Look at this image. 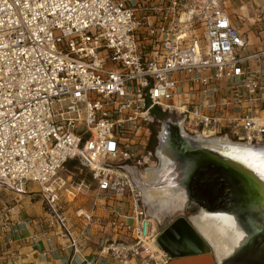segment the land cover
Instances as JSON below:
<instances>
[{
    "label": "built area",
    "instance_id": "built-area-1",
    "mask_svg": "<svg viewBox=\"0 0 264 264\" xmlns=\"http://www.w3.org/2000/svg\"><path fill=\"white\" fill-rule=\"evenodd\" d=\"M162 124L264 148V48L249 50L226 0H0V197L36 185L46 209L0 205V264L30 223L29 244L61 240L65 264H170L131 171ZM76 160L92 180L74 225L60 171Z\"/></svg>",
    "mask_w": 264,
    "mask_h": 264
},
{
    "label": "bare ground",
    "instance_id": "bare-ground-1",
    "mask_svg": "<svg viewBox=\"0 0 264 264\" xmlns=\"http://www.w3.org/2000/svg\"><path fill=\"white\" fill-rule=\"evenodd\" d=\"M164 128L166 131H162L161 143L156 150L160 160H153L143 172L138 173L144 199L152 214L160 220L167 214L193 207L190 189L186 184L187 175L190 174L191 164L193 167L200 166L207 161L199 159L196 152L194 157L183 152L170 140L166 126ZM184 139L187 141V148H206L234 162L255 166L258 175L264 178V148L256 150L233 142L226 136H210L206 133H185ZM195 216L213 221H204L200 217L193 221ZM190 220L212 246L216 264H225L244 255L264 236L261 223L251 221L239 213H224L198 207L191 213Z\"/></svg>",
    "mask_w": 264,
    "mask_h": 264
},
{
    "label": "water",
    "instance_id": "water-1",
    "mask_svg": "<svg viewBox=\"0 0 264 264\" xmlns=\"http://www.w3.org/2000/svg\"><path fill=\"white\" fill-rule=\"evenodd\" d=\"M177 131L181 141L179 147L181 148L182 146L184 149L181 148V150L188 155L191 154L193 157L195 155L194 152H196L199 159H206L207 162L216 166V170L208 174L210 178L207 177V180L214 187L216 186L221 190L222 198L220 197V200H223V202L227 201L228 204L233 205L242 204V206H245L243 208H245L246 213L237 211L251 221L261 223L264 228V178L258 175L255 166H250L248 163L247 165L242 162H234L206 148L202 149L196 146L191 147L192 149L190 147L187 148L188 145L185 144L187 141L184 139L185 133L178 128ZM172 142L175 144L173 140ZM203 155H206V157H203ZM253 204L257 205V210L249 208ZM207 205L208 208L199 204L197 206L205 207L209 210L211 205ZM237 211L234 209V212ZM159 243L163 249L171 254L172 260L170 264H216L212 246L194 223L184 216L177 217L165 228L159 236ZM263 244L264 236L247 253L225 264H264Z\"/></svg>",
    "mask_w": 264,
    "mask_h": 264
},
{
    "label": "crops",
    "instance_id": "crops-1",
    "mask_svg": "<svg viewBox=\"0 0 264 264\" xmlns=\"http://www.w3.org/2000/svg\"><path fill=\"white\" fill-rule=\"evenodd\" d=\"M226 7L232 14L234 21H236L237 18L248 19L247 23L243 22L240 30L248 40L249 50L257 51L263 49L264 30L256 32L255 29L249 30V28L245 26L246 24L253 26L264 20V0H226ZM260 12L261 15L259 14ZM255 33H260V35L257 36ZM1 197L0 205L7 204L9 207H13V212H18L22 217L40 219L46 215V209L42 201H33L36 199L33 194L24 195L18 199L15 196L11 197V195L7 194ZM90 204L91 201L86 204V207L89 208ZM72 212L73 211L69 214L70 220L72 224L76 225L77 219L75 218L74 212ZM38 230L39 226L36 223H30L28 225L21 224L15 229L18 238L16 248L19 253L16 258L9 259V264H65L68 252L62 250L61 240H56V245L53 247H51L49 242L43 239L33 246L29 244L26 237L31 231ZM95 247L96 243L93 242L84 247V252L87 255H91ZM75 260V264H78L77 262L79 260L77 258Z\"/></svg>",
    "mask_w": 264,
    "mask_h": 264
},
{
    "label": "rangeland",
    "instance_id": "rangeland-1",
    "mask_svg": "<svg viewBox=\"0 0 264 264\" xmlns=\"http://www.w3.org/2000/svg\"><path fill=\"white\" fill-rule=\"evenodd\" d=\"M230 4V3H229ZM244 20V21H243ZM258 21V20H257ZM243 22L247 23L248 19H240L237 18L236 23L238 24L239 27L242 26ZM259 22V21H258ZM247 28H249V30H253L255 29V31H263L264 30V20L260 21L259 23H256L255 25H248L246 24ZM257 36L260 35V33H255ZM264 40V37H263ZM164 124L162 125H156L153 127V132L150 135L149 139L146 140V150H151L153 152V160L154 161H159V156L157 155V147L159 146V144L161 143V135H162V131H166L164 128ZM166 129L169 133V137L173 140V136H172V127H167ZM174 141V140H173ZM152 160V161H153ZM149 166V164H143L141 166H132L131 171L132 174L134 176V178L136 180L139 181L138 179V173L143 172L147 167ZM144 174V173H143ZM60 176L63 179H67L69 178L70 181H72V186L69 185L71 183L67 182L66 186L63 189V195L65 197H68L69 200H71L70 204H69V214L71 213V211L75 212L76 207L80 206V205H86L87 203H89L90 200V195L89 193H87L86 191H84V186H81L80 189V183L82 180H85V182H90L91 179V175L89 172V169L86 168L83 164H81L79 161H72L70 162L68 165H66L61 171H60ZM71 176V177H69ZM31 190H32V194L35 195L36 199L33 201H40V197L38 195V193L36 191H38V187L36 185H30ZM65 189H68V192H66ZM72 191V193L74 194H70V192ZM2 198V197H0ZM197 209L193 210L192 207H187L185 210L176 212V213H171V214H167L163 219V225H162V231L165 228V226L173 219L176 218L178 216H186L188 219H190L191 213L196 211ZM72 212V213H73ZM196 217L193 218V220Z\"/></svg>",
    "mask_w": 264,
    "mask_h": 264
},
{
    "label": "flooded vegetation",
    "instance_id": "flooded-vegetation-1",
    "mask_svg": "<svg viewBox=\"0 0 264 264\" xmlns=\"http://www.w3.org/2000/svg\"><path fill=\"white\" fill-rule=\"evenodd\" d=\"M181 148H182V146H181ZM194 167H193V164H191V166H190L191 171H190V174L187 175V179H186V184L189 187L190 193H191V199H192V202H193V207H192L193 210L198 208V206H197L198 204L201 205V206H205L207 208H208L207 204H210L211 206H210L209 210H211V211H220V212L231 213V214H233V213L237 214V212L240 214L239 211H242L243 213H246L245 208H243L245 206H242V204L241 205H239V204H234L233 205V204H230V203L228 204L227 201L223 202V200H220V197L216 198V197L213 196V193L216 190H215L213 184L210 183L209 180H207V179L210 178V177H208V174L212 173L211 171L216 170L215 169L216 166H214L211 163L205 161L202 165L194 166ZM224 203H226V204H224ZM194 205H196V206L194 207ZM249 208H253L254 210H257V205L253 204ZM234 209H235V211H237V210H239V211L234 212ZM181 216H183V215H181ZM178 217H180V216H178ZM184 217H186V216H184ZM195 217H200V216H195ZM176 218H173L165 226V228L170 223H172ZM200 218L202 220H204V221H213V220H210V219H205L203 217H200ZM165 228L163 229V231L165 230ZM163 231H162V233H163Z\"/></svg>",
    "mask_w": 264,
    "mask_h": 264
},
{
    "label": "trees",
    "instance_id": "trees-1",
    "mask_svg": "<svg viewBox=\"0 0 264 264\" xmlns=\"http://www.w3.org/2000/svg\"><path fill=\"white\" fill-rule=\"evenodd\" d=\"M172 136H173V140H174L175 144L179 147V144L181 143V141L179 139L177 127H172ZM214 188H215L216 191H214L213 196L216 197V198L217 197H221V195H222L221 190L219 188H217L216 186ZM224 204H226V203H224Z\"/></svg>",
    "mask_w": 264,
    "mask_h": 264
}]
</instances>
